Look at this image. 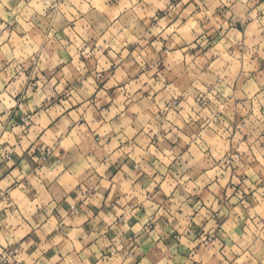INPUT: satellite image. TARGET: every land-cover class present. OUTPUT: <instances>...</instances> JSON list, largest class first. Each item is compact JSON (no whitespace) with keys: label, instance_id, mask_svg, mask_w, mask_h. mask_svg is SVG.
<instances>
[{"label":"clouds","instance_id":"9594fccd","mask_svg":"<svg viewBox=\"0 0 264 264\" xmlns=\"http://www.w3.org/2000/svg\"><path fill=\"white\" fill-rule=\"evenodd\" d=\"M0 264H264V0H0Z\"/></svg>","mask_w":264,"mask_h":264},{"label":"crops","instance_id":"0c3cea01","mask_svg":"<svg viewBox=\"0 0 264 264\" xmlns=\"http://www.w3.org/2000/svg\"><path fill=\"white\" fill-rule=\"evenodd\" d=\"M217 15H219V11L217 12ZM185 23H186V21H185ZM256 31H257L256 26L254 24H250L249 25V29H248L249 40L247 41V43L249 44V46H251L253 44V41L251 40V36H252V33L256 32ZM65 34H67V33L65 32ZM222 37H223V30L220 29V30H218V34L216 35L215 40L208 41L207 40V37H206V42H211L212 44L215 45V44H217L218 41L222 40ZM57 38L58 39H62L60 37L59 33L57 34ZM20 39L23 40V39H25V37L21 36ZM37 39H39V37H37ZM154 43H155V41L153 42V44ZM125 49L127 50V46H125ZM212 51H216V48L214 47L212 49ZM207 55H209V53L208 52H205V56H207ZM222 55H223V60L224 61L233 60V56H229V55H227L225 53H222ZM104 56L106 58V56H107V53L106 52H105ZM239 56H240L239 53H234L235 59H234L233 62H234V64L236 66H239V63H240ZM80 60H81V62H84V58L83 57H81ZM71 63L73 65H75L76 60L75 59H72L71 60ZM100 63H101L100 60H96L95 61V64L97 65V70H98V66L100 65ZM221 63H222L221 61L214 60L213 61V64L212 65H209V68H213L217 64H221ZM245 64H246V66L253 67V68L256 66V63L255 62H253L251 65L248 64V57L247 56H245ZM85 67L86 68H89V71H91V68H90V66L88 64H85ZM60 71L64 72L65 74H67L70 71V69L67 66V62H65L64 63V66L60 68ZM42 79H44V80L47 79V75L45 73H43V72L41 73V76L40 77H37L36 78V85H37V89L36 90H39L40 83H41V80ZM61 84H62V81H57V87H59ZM79 87H80V84L78 82L76 84H70L69 85V89H72V90H75V89H77ZM97 87L103 88L104 87V84H98ZM124 87H127V86L124 85ZM67 101H68V97L65 96V97H60L59 101L58 102L57 101H54V103H57V104H67ZM73 111H74V109H73ZM13 119L15 120V117H13ZM84 123H87V117H86ZM193 147H195V146H193ZM37 155H39V154H37ZM129 160H131V157H129ZM109 171L112 172V173H115L112 176V179L115 180L116 179V176L119 175V173H116L115 172V168L112 167V166L109 167ZM243 175L245 177H247L248 173L245 172ZM70 181H71V177L70 176H65V182H70ZM110 187L112 188V191H115V185L114 184L113 185H110ZM161 187H163V186H161ZM258 192H259V189L255 190V191L245 192V194H244L246 197L251 196V197H254L257 200V210L259 209L260 204L262 202L261 201V197L258 195ZM75 195H78V193H74L73 194V198L75 197ZM111 195H112V192H107L105 194V199H108ZM20 198L23 199V193H20ZM244 203L247 205L249 203V201L248 200H245ZM64 207L67 209L68 205L65 204ZM90 210L91 211H94V215L95 216L98 217L100 215L99 210H95V206H93V209H90ZM111 210H112L111 208H108L107 209V211H111ZM54 219H55V216H53V220ZM74 223H75V218H73V219H65V221H64V224H65V227L66 228H71L72 232H76V231H78V229L76 227H74ZM135 223H136V221H135V219H133V221L131 222V226L134 227L135 226ZM80 228L83 229V230H85V231H88L91 228V225L89 224L88 220H85V221H83V223H81ZM132 235H133L132 232L126 233V236L127 237H131ZM175 235H176V233H172L171 234V237H170V239L172 240L173 243H175ZM196 236L197 237L200 236V230L199 229L196 231ZM57 238H59V237H57ZM109 238H111V234H109ZM31 239H33L36 244H40V239L41 238L39 236H33V237H31ZM69 242L71 243V242H78V241L75 240V238L72 237L71 234H70V236H69ZM92 247H94V245H92ZM147 251H148V249L145 248V252H147ZM52 254L53 253L50 251L48 255L50 256Z\"/></svg>","mask_w":264,"mask_h":264}]
</instances>
